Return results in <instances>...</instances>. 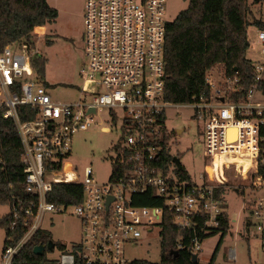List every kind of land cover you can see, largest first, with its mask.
<instances>
[{
	"label": "built area",
	"instance_id": "2783aa9c",
	"mask_svg": "<svg viewBox=\"0 0 264 264\" xmlns=\"http://www.w3.org/2000/svg\"><path fill=\"white\" fill-rule=\"evenodd\" d=\"M166 2L85 0L87 65L81 72V93L90 98L53 99L33 66L34 59L42 55L39 41L0 45V117L16 125L23 147L26 190L36 196L35 202L22 208L25 234L16 243L9 235L0 264H13L15 255L41 229L46 213H65L70 207L82 223L78 254L87 264H135L137 259L126 255L128 244L153 232L155 226L161 234L166 212L182 230L195 232L201 215L208 216L206 225H218L226 206L223 191L218 194V190L225 186L231 167L243 179L251 176L258 188L248 217L264 244V99L258 97H264V29L257 32L263 58L253 63V85L247 92L243 93L238 76L226 72L224 89L216 88L210 70L206 76L210 93L188 103H173L164 97ZM23 106L26 109L20 110ZM180 106L193 108L205 125L208 162L199 183L182 175V166L174 160L177 155L171 153L172 133L165 115L167 109ZM100 112L119 130L118 140L112 144V173L107 183L99 182L90 166L81 175L69 162L74 135L96 125ZM238 159L250 160L246 173L244 164L235 161ZM68 169L73 177L65 176ZM59 183L81 184L82 201H48V194ZM147 193L164 204L137 203L135 197ZM12 208L17 218L16 206ZM183 238L178 236L177 249L187 247L199 254L202 241L195 236L185 245ZM236 256L231 249L230 258ZM75 258V253L61 251L56 260L74 264Z\"/></svg>",
	"mask_w": 264,
	"mask_h": 264
},
{
	"label": "trees",
	"instance_id": "16d2710c",
	"mask_svg": "<svg viewBox=\"0 0 264 264\" xmlns=\"http://www.w3.org/2000/svg\"><path fill=\"white\" fill-rule=\"evenodd\" d=\"M188 7L178 13L176 18L166 25V83L164 97L166 100L182 104L193 101L202 94L210 93L207 84V73L218 64L225 66L227 76L240 78L242 91L247 92L253 85L254 64L247 57L250 47L248 19L249 0H188ZM59 16L57 8L47 0H0V45L4 47L14 42L34 44V30L38 26L52 24ZM254 23L264 29V21L256 19ZM52 40L48 38V45ZM46 63L44 56L36 57L34 69L42 83L46 82ZM264 91V82L261 85ZM26 107H20V110ZM23 147L15 123L11 119L0 117V206L10 205L11 210L0 220V227L5 228L9 242H18L27 230L22 208L36 201V196L27 192L25 186L24 165L22 163ZM172 159L167 156V160ZM245 172L250 160L244 159ZM182 170V175L189 178ZM264 172V170H261ZM223 189L218 190L220 194ZM83 189L79 183H59L48 194V201L57 204L78 203L83 199ZM140 205L156 206L164 204L156 195L141 194L135 197ZM252 204V203H251ZM16 206L18 217L14 216ZM226 208V207H225ZM251 208V205L249 206ZM250 210V209H249ZM207 215L197 218L196 231L178 228L170 213L166 212L162 221L161 252L159 263L137 259L135 264H238L218 263L217 253L228 234L231 225L230 215L225 209L218 216L217 226H208ZM16 221L14 227L12 223ZM250 227V222L247 224ZM184 236L183 243L189 245L197 236L202 242L211 236L221 234L211 260L207 263L194 261L189 248L177 249L178 236ZM53 239L49 232L38 229L30 240L15 255L13 264H60L56 259H49L47 252L39 255L34 247L47 244ZM62 251L76 254L74 264H87L78 254L79 246L68 250L65 245L56 242ZM178 250L175 255L171 251Z\"/></svg>",
	"mask_w": 264,
	"mask_h": 264
},
{
	"label": "rangeland",
	"instance_id": "374dc122",
	"mask_svg": "<svg viewBox=\"0 0 264 264\" xmlns=\"http://www.w3.org/2000/svg\"><path fill=\"white\" fill-rule=\"evenodd\" d=\"M57 5L59 16L46 27L47 35L33 38L41 48L42 56L47 59L46 82L53 99L69 102L84 97L81 93L84 85L81 72L87 65L84 51V6L85 0H47ZM188 0H167L165 17L172 21L178 13L188 7ZM250 11L248 19V38L250 47L247 57L253 63L263 58L257 39L258 27L256 19L264 20V0H249ZM42 28L38 32H42ZM48 38L51 43L48 45ZM225 66L218 64L212 68V79L216 88H223ZM88 96V95H87ZM264 99L262 95L258 96ZM90 98V96H88ZM165 123L172 133L171 153L181 160L182 168L188 173L191 181L201 182L200 175L204 173L208 162L205 151V125L202 119L195 116L191 107L180 106L166 110ZM97 124L89 130L80 131L73 137L71 162L79 174L90 166L94 177L102 183H107L112 173V144L119 137V130L107 121L105 112L96 116ZM184 130L179 133V130ZM244 164V159L241 160ZM245 166V164H244ZM247 172V171H246ZM249 176V174H248ZM227 181L223 187L227 212L230 215L231 227L223 239L217 253L218 263L264 264V245L260 233L254 227H248L249 206L257 198L258 188L254 187L253 178H244L231 167L226 172ZM10 205L0 206V220L10 212ZM41 229L50 233L59 244L68 250L78 245L82 240L83 227L80 219L74 215V209L68 208L65 213L48 212L45 214ZM7 233L0 227V260L5 248ZM249 238V239H247ZM221 240V234L206 238L201 245L199 261L207 263ZM237 252V259L230 258L231 249ZM62 250L58 247L47 252L49 259H57ZM160 227L155 226L153 232H145L140 238L130 242L126 255L130 259H145L159 263L162 257Z\"/></svg>",
	"mask_w": 264,
	"mask_h": 264
},
{
	"label": "water",
	"instance_id": "95a60500",
	"mask_svg": "<svg viewBox=\"0 0 264 264\" xmlns=\"http://www.w3.org/2000/svg\"><path fill=\"white\" fill-rule=\"evenodd\" d=\"M92 111H95L94 109H92ZM183 130H179L178 132L181 133ZM174 160L175 162L178 164V165H181V160L178 156H174ZM109 204V202H108ZM55 247H56V243L54 240H49V242L47 244H39V245H36L34 247V252L36 254H39V255H44L46 253V250L49 249L50 251H54L55 250ZM171 253L175 254V255H178L179 252L178 250H175V251H171ZM192 257H193V260L194 261H197L199 260L198 257H199V254L194 252L192 253Z\"/></svg>",
	"mask_w": 264,
	"mask_h": 264
},
{
	"label": "crops",
	"instance_id": "0c3cea01",
	"mask_svg": "<svg viewBox=\"0 0 264 264\" xmlns=\"http://www.w3.org/2000/svg\"><path fill=\"white\" fill-rule=\"evenodd\" d=\"M51 6H53V7H57V5H52L51 3H49ZM264 21V20H263ZM255 24V23H254ZM48 25V24H47ZM47 25H44V26H38V27H36L35 28V30H34V32H35V34H37V35H42V36H44V35H47V33H46V27H47ZM256 25V24H255ZM257 26V25H256ZM258 27V26H257ZM40 28H42L43 30H42V32H38V29H40ZM259 29H260V27H258ZM249 29V28H248ZM248 35H249V32H248ZM250 41V40H249ZM47 86V85H46ZM48 88H49V86H47ZM248 222H249V220H248ZM250 227H252V225L250 224ZM249 227V228H250ZM247 239H249V238H247ZM52 240H54V239H52ZM55 241V240H54ZM57 241H55V243H56ZM264 245V244H263ZM56 247H57V245H56ZM56 247H55V249H56ZM232 249H234V248H232ZM49 250V249H48ZM50 251V250H49ZM236 255H237V252H236ZM199 258V257H198ZM236 259H237V256H236ZM236 259H233V260H236ZM217 260V259H216Z\"/></svg>",
	"mask_w": 264,
	"mask_h": 264
},
{
	"label": "bare ground",
	"instance_id": "6f19581e",
	"mask_svg": "<svg viewBox=\"0 0 264 264\" xmlns=\"http://www.w3.org/2000/svg\"><path fill=\"white\" fill-rule=\"evenodd\" d=\"M235 161H237L238 164H243L242 161H241L240 159L235 160ZM245 169H246V168H245V166H244V171H245ZM248 169H249V168H248ZM247 171H248V170H247ZM245 173H246V172H245ZM64 174H65L66 177H73V176H74V174H73L69 169L66 170Z\"/></svg>",
	"mask_w": 264,
	"mask_h": 264
},
{
	"label": "flooded vegetation",
	"instance_id": "af4514ba",
	"mask_svg": "<svg viewBox=\"0 0 264 264\" xmlns=\"http://www.w3.org/2000/svg\"><path fill=\"white\" fill-rule=\"evenodd\" d=\"M182 130H183V129H182ZM183 131H184V130H183ZM183 131H182V132H183Z\"/></svg>",
	"mask_w": 264,
	"mask_h": 264
}]
</instances>
